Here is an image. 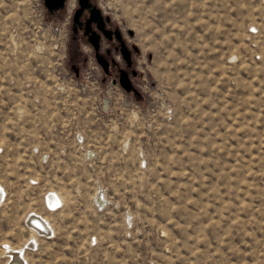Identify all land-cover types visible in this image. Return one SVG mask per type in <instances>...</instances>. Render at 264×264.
<instances>
[{
  "label": "rangeland",
  "instance_id": "374dc122",
  "mask_svg": "<svg viewBox=\"0 0 264 264\" xmlns=\"http://www.w3.org/2000/svg\"><path fill=\"white\" fill-rule=\"evenodd\" d=\"M92 1L140 99L69 69L77 0H0V264H264V0Z\"/></svg>",
  "mask_w": 264,
  "mask_h": 264
},
{
  "label": "water",
  "instance_id": "95a60500",
  "mask_svg": "<svg viewBox=\"0 0 264 264\" xmlns=\"http://www.w3.org/2000/svg\"><path fill=\"white\" fill-rule=\"evenodd\" d=\"M66 1L67 0H42V5L45 11L48 13H54L63 10ZM84 12H87L88 16L82 23L80 17ZM108 21H110V18L105 16L101 9L97 5H93L90 0H77V6L72 13L71 31L77 32L78 27L83 26V35L86 37L88 45L92 48L93 57L97 65L101 68L104 74L108 73L109 62L99 51L101 37L110 41L112 35H114V38L118 42V51L122 59L126 63V66L129 67L131 65L130 53L122 38V32L118 28L113 31L107 29L105 24ZM92 24L94 25V29L91 27ZM127 34L132 36L133 31L128 29ZM133 74L135 75L136 71H133ZM116 83L125 93H132L134 98L140 99L142 97L139 91L134 87L127 73L123 70L120 71L117 82L116 80H111L112 85H115Z\"/></svg>",
  "mask_w": 264,
  "mask_h": 264
},
{
  "label": "flooded vegetation",
  "instance_id": "af4514ba",
  "mask_svg": "<svg viewBox=\"0 0 264 264\" xmlns=\"http://www.w3.org/2000/svg\"><path fill=\"white\" fill-rule=\"evenodd\" d=\"M90 1L92 2L93 5H95V3L92 0H90ZM87 16H88V13L84 12L82 14V16L80 17V21L83 23L85 21V19L87 18ZM71 25H72V17H71V23H70V36H69V39L73 43H76L77 45H80V44L88 45V43L86 41V37L83 35V26L78 27L77 32H72L71 31ZM105 26H106L107 29H109L111 31L116 29V27H113L111 25L110 21L106 22ZM91 27L94 29V25L93 24L91 25ZM121 35H122L123 40L126 43V46H127L128 50H129L130 57H131V65L129 67L126 66V63L124 62V60L122 59V57H121V55H120V53L118 51V46H119L118 42L114 38V35H112V39L110 41L104 39L103 37H101V39H100V50L99 51H100V54L102 56H104L109 62L108 73L104 74L103 71L101 70V68L100 67L99 68L101 70V74H102L103 78L104 77H108L110 79V81L111 80H116V82L118 80L120 71L123 70L124 72L127 73L129 79L132 81V83L134 85L133 80L137 77V72H136L135 75L133 74V71H136V69H135V61H134L136 48L133 45L128 44V42H127V40H126V38H125L123 33H121ZM103 43H105V45H103ZM91 50H92V48H91ZM117 58H119L120 61H118ZM134 87H135V85H134ZM130 94H132V93H130Z\"/></svg>",
  "mask_w": 264,
  "mask_h": 264
},
{
  "label": "bare ground",
  "instance_id": "6f19581e",
  "mask_svg": "<svg viewBox=\"0 0 264 264\" xmlns=\"http://www.w3.org/2000/svg\"><path fill=\"white\" fill-rule=\"evenodd\" d=\"M74 3V2H73ZM101 201L97 200V203L102 202L103 200L100 199ZM46 202L48 205L50 206H56L58 203V197L54 194V193H50L49 196L46 199ZM31 221H33V225H34V231L39 232V231H43V230H48V228L46 227V224L37 216L32 215L31 216ZM39 229V230H38ZM34 240V239H33ZM30 244L33 243V241L31 240V242H29ZM20 251L17 254H13L12 258L10 260V262L8 264H23L22 259L20 257Z\"/></svg>",
  "mask_w": 264,
  "mask_h": 264
},
{
  "label": "trees",
  "instance_id": "16d2710c",
  "mask_svg": "<svg viewBox=\"0 0 264 264\" xmlns=\"http://www.w3.org/2000/svg\"><path fill=\"white\" fill-rule=\"evenodd\" d=\"M63 10H60V11H57V12H54V13H48L47 11H45V13L47 15H52V16H56L58 15L59 13H61ZM68 53H69V59H68V62H70L68 65H69V69L70 70H73L74 72V76L75 77H78L79 76V67L77 66V64L75 63L76 62V58L79 56V60L78 62H81L83 64L84 60L86 59V55L82 54L80 51H79V48H78V45L76 43H73L70 39L68 41ZM73 46L76 47V49H71ZM81 53V54H80ZM104 79H108V77H104Z\"/></svg>",
  "mask_w": 264,
  "mask_h": 264
},
{
  "label": "built area",
  "instance_id": "2783aa9c",
  "mask_svg": "<svg viewBox=\"0 0 264 264\" xmlns=\"http://www.w3.org/2000/svg\"><path fill=\"white\" fill-rule=\"evenodd\" d=\"M73 11H74V10H73ZM71 17H72V16H71ZM88 156L90 157V153H88ZM31 224H32V223L30 222V223H29V226L32 228V225H33V224H32V225H31ZM40 232L43 233V231H39L38 233H40Z\"/></svg>",
  "mask_w": 264,
  "mask_h": 264
}]
</instances>
